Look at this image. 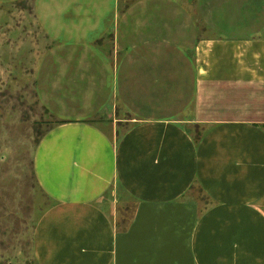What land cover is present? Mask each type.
Wrapping results in <instances>:
<instances>
[{
	"label": "crops",
	"instance_id": "1",
	"mask_svg": "<svg viewBox=\"0 0 264 264\" xmlns=\"http://www.w3.org/2000/svg\"><path fill=\"white\" fill-rule=\"evenodd\" d=\"M110 17L118 25L105 32ZM135 19L101 18L99 45L88 41L94 31L75 35L97 55L94 78H82L95 98L36 149L51 206L35 230V260L264 264V64L260 54L258 69L242 58L264 40L240 39L221 61L227 41L168 48L169 31L155 30L153 17L137 30ZM123 121L131 125L116 139ZM126 198L136 204L130 219L119 211Z\"/></svg>",
	"mask_w": 264,
	"mask_h": 264
},
{
	"label": "rangeland",
	"instance_id": "2",
	"mask_svg": "<svg viewBox=\"0 0 264 264\" xmlns=\"http://www.w3.org/2000/svg\"><path fill=\"white\" fill-rule=\"evenodd\" d=\"M108 16L135 17L137 30L149 24L145 17H153L155 30L169 31L168 48L227 41L231 45L217 51L221 61L230 60L240 39L264 40V0H0V264H38L34 234L51 203L37 181L35 152L65 114L86 113L81 100L95 98L82 78L89 73L94 78L89 69L97 55L80 50L75 35L96 33L99 20ZM112 20L105 32L118 25ZM120 20L122 30L128 24ZM88 39L93 45L106 40L99 33ZM84 42L88 46L87 38ZM257 54L264 64V44L246 48L242 58L248 67L258 69ZM65 95L78 102L64 103ZM130 125L119 123L116 139ZM201 131L191 129L195 137ZM197 192L193 195L200 197ZM135 209L133 201L121 199V218L130 219Z\"/></svg>",
	"mask_w": 264,
	"mask_h": 264
},
{
	"label": "trees",
	"instance_id": "3",
	"mask_svg": "<svg viewBox=\"0 0 264 264\" xmlns=\"http://www.w3.org/2000/svg\"><path fill=\"white\" fill-rule=\"evenodd\" d=\"M62 123H65L64 121H61V122H59V124H62ZM201 137V134H199V136L198 137H196L197 139H199ZM39 143H40V141H39ZM38 143V144H39ZM50 201V200H49ZM51 203V202H50Z\"/></svg>",
	"mask_w": 264,
	"mask_h": 264
}]
</instances>
